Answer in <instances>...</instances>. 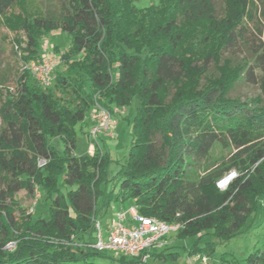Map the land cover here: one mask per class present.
Masks as SVG:
<instances>
[{
    "label": "trees",
    "instance_id": "obj_1",
    "mask_svg": "<svg viewBox=\"0 0 264 264\" xmlns=\"http://www.w3.org/2000/svg\"><path fill=\"white\" fill-rule=\"evenodd\" d=\"M50 1L57 12L42 17L29 11L42 0H0V24L24 36L14 42L25 65L41 61L49 31L70 38L60 57L47 48L58 60L49 88L24 70L8 92L0 73V264L124 263L122 254L92 248L94 220L106 227L112 203L178 224L163 241L194 239L189 255H213L243 233L264 199V106L229 96L243 81L258 83L264 96V0H220V10L213 0H153L145 8L132 0ZM238 45L249 58H223ZM95 102L116 119L137 105L127 119L128 154L112 177L113 161L99 146L91 156L73 153ZM215 145L233 152L202 168ZM230 172L236 178L220 191L216 182ZM20 191L39 192L46 215L27 213L15 199ZM164 256L179 253L154 255ZM215 264H264V249L242 262L223 253Z\"/></svg>",
    "mask_w": 264,
    "mask_h": 264
},
{
    "label": "rangeland",
    "instance_id": "obj_2",
    "mask_svg": "<svg viewBox=\"0 0 264 264\" xmlns=\"http://www.w3.org/2000/svg\"><path fill=\"white\" fill-rule=\"evenodd\" d=\"M133 4L137 8H145L150 5L153 0H132ZM261 6L262 0H256ZM215 8L220 10V0H213ZM58 6L51 2L50 0H42V3L37 6L34 5L30 7L29 11L33 16H42L46 17L47 13L52 14L57 12ZM261 18V15L259 16ZM21 33H13L9 31L2 23L0 24V73L1 76H6V82L3 84L8 89V92H13L15 89V79L16 73L25 70V64L21 61L20 56L21 52L19 47L15 45V38H23ZM264 43V25L262 28V35L260 37ZM70 44V38L67 33L61 30H51L49 31L42 40L43 47L49 48V52L53 51V48H57L58 52L54 53L56 57H60L61 54L67 51ZM223 58L232 59L237 61L243 58H249L246 50L241 45L235 46L230 51H227L223 54ZM212 69V66H209ZM113 77L116 76V70L112 69ZM255 76H260V71L257 69L255 71ZM4 93V89H3ZM232 99H239L241 102L250 101L255 99H260L262 106H264V96L259 88L258 83H252L243 81L239 83L235 89L229 95ZM136 102L127 108L121 109L123 117H117L118 127L113 131V138H98V146L100 150L106 151L111 159L112 163L109 167V177H112L116 174L120 163L127 156L130 145H131V128L127 122L131 120L135 115ZM86 121V120H85ZM81 124L82 132L78 131L76 144L74 149V155L77 157L82 156H91L95 153L98 148L94 146L90 147V140L86 136L89 128L87 122ZM53 145L56 149L61 150L62 144L58 141H53ZM233 152L231 148H225L220 145H215L209 151L205 160L200 164L201 167L211 166L215 163L220 162L221 160H226L230 154ZM237 175V172H236ZM225 178V177H224ZM222 178V179H224ZM220 179V180H222ZM219 180V181H220ZM217 181L216 183H218ZM217 187V185H216ZM218 188V187H217ZM219 189V188H218ZM220 190V189H219ZM223 191V190H220ZM15 199L18 204L26 209L27 213H32L33 216L42 215L45 216V203L43 201V196L39 192H36L34 195H29L26 191H20L15 195ZM112 203L108 209V213L105 218L102 220L103 223L109 221L112 214ZM105 236V234H104ZM211 238L205 237L202 238L199 242L200 247L204 245L206 241H210ZM194 239H181L180 236L169 237L166 241H163L164 248L152 250L150 258L146 263L136 262L133 260V257H125V262L121 263L117 260H108V259H99L97 260L98 264H202L199 260V257L196 255H189V250L192 248ZM264 249V199L259 200V205L257 211L254 215L249 218L247 225L240 235L231 239L227 243H219L216 246L215 253L206 257L207 264H215L218 260L219 255L223 253H228L233 259L242 262L243 259L254 249ZM172 252H178L179 256L172 260L170 257L164 256L163 258L154 257V255L163 253L168 254ZM110 255L111 253H107ZM205 258V257H203Z\"/></svg>",
    "mask_w": 264,
    "mask_h": 264
},
{
    "label": "built area",
    "instance_id": "obj_3",
    "mask_svg": "<svg viewBox=\"0 0 264 264\" xmlns=\"http://www.w3.org/2000/svg\"><path fill=\"white\" fill-rule=\"evenodd\" d=\"M43 56L40 62H31L25 65V70L42 88H49L52 85V71L58 60L47 53L43 47ZM122 115V110L116 111ZM91 126L88 131L90 147L98 148V138H113V131L118 125L116 117L107 109L94 103L89 114ZM44 160L37 162L38 168L45 165ZM225 178H229L225 185L222 180L216 183L220 190H225L228 184L236 178L235 172H230ZM224 178V179H225ZM112 217L106 227L102 222L94 220L95 241L92 248L97 251H106L122 254L124 257L139 258L145 263L149 259V251L152 248L163 246L165 237L177 233L181 228L176 223H165L154 218H147L139 215L134 206L112 207ZM105 234V236H104ZM8 250L14 249V243L6 245ZM202 264H207L206 258H199Z\"/></svg>",
    "mask_w": 264,
    "mask_h": 264
},
{
    "label": "crops",
    "instance_id": "obj_4",
    "mask_svg": "<svg viewBox=\"0 0 264 264\" xmlns=\"http://www.w3.org/2000/svg\"><path fill=\"white\" fill-rule=\"evenodd\" d=\"M85 122H87V126H88V128H90V126H91V121L89 120V118H87ZM117 127H118V126H117ZM86 136L88 137V133H86ZM101 138H103V137H101ZM103 139H105V138H103ZM114 206H115V207H119V205H116V204H114ZM112 215H113V214H111L110 218L112 217ZM106 223H108V222H106Z\"/></svg>",
    "mask_w": 264,
    "mask_h": 264
},
{
    "label": "bare ground",
    "instance_id": "obj_5",
    "mask_svg": "<svg viewBox=\"0 0 264 264\" xmlns=\"http://www.w3.org/2000/svg\"><path fill=\"white\" fill-rule=\"evenodd\" d=\"M225 183H226V180H225V179H223V181H222V185H225Z\"/></svg>",
    "mask_w": 264,
    "mask_h": 264
},
{
    "label": "water",
    "instance_id": "obj_6",
    "mask_svg": "<svg viewBox=\"0 0 264 264\" xmlns=\"http://www.w3.org/2000/svg\"><path fill=\"white\" fill-rule=\"evenodd\" d=\"M225 180H226V181H228V180H229V178H225Z\"/></svg>",
    "mask_w": 264,
    "mask_h": 264
}]
</instances>
